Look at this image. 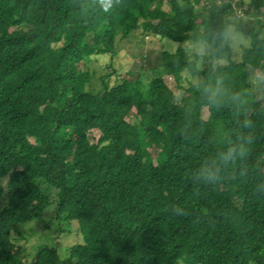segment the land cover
Here are the masks:
<instances>
[{"label": "trees", "instance_id": "trees-1", "mask_svg": "<svg viewBox=\"0 0 264 264\" xmlns=\"http://www.w3.org/2000/svg\"><path fill=\"white\" fill-rule=\"evenodd\" d=\"M249 11L264 0H120L111 15L96 0H0V264H26L13 233L50 205L83 240L65 258L39 246L29 264H264V97L249 75L264 73V29ZM229 23L250 39L239 59L214 42ZM140 30L178 46L153 75L111 70L92 91L91 60ZM198 40L224 66L198 67L186 51ZM187 71L198 81L184 85ZM217 76L219 107L203 93ZM242 134L246 157L216 186L193 183Z\"/></svg>", "mask_w": 264, "mask_h": 264}, {"label": "rangeland", "instance_id": "rangeland-1", "mask_svg": "<svg viewBox=\"0 0 264 264\" xmlns=\"http://www.w3.org/2000/svg\"><path fill=\"white\" fill-rule=\"evenodd\" d=\"M238 2V0H236ZM249 9L246 5L241 7ZM240 10L239 7H237ZM246 20L250 24H254L255 18H259L260 25L264 29V13L249 11L246 13ZM143 32L140 30L138 34H132L129 38L117 41V54L113 57L109 55L98 56L93 58L89 63L92 70L90 89L94 92L102 88V76L105 72L111 70L120 71L127 76V72L130 71L133 74L142 73L144 76H151L155 73V68L160 56L161 50L174 51L178 43L168 40L160 39L156 36H151L143 39L140 35ZM245 37L244 44L237 45L234 48V58L239 59L241 57L243 47L250 45L249 37ZM210 53V51H209ZM190 59L195 60L198 67L204 68L211 66V61L208 56L205 57L203 63H199L197 59L190 56ZM113 61L115 67H107V62ZM257 74L260 71H253L250 75V82L253 85L254 91L257 96L264 97V83L255 81ZM168 86L173 91L180 95L182 90L177 89L176 81L169 75L164 76ZM198 77L192 76L190 72L183 74V84L189 85V83H195L198 81ZM202 115L204 118L208 116V109L204 107L202 109ZM128 120L132 123L137 122L136 115L130 114ZM91 141H95L99 137V131L93 130L89 133ZM13 240L16 245L24 249L23 260L26 264L30 263L31 258L36 253L39 246H49L55 248L60 258H65L68 255L70 246L82 242L80 228L77 223L67 220L63 215L56 214L53 210V205H50L43 216L35 221L27 222L19 226L18 231L13 233ZM27 255V257H25Z\"/></svg>", "mask_w": 264, "mask_h": 264}, {"label": "clouds", "instance_id": "clouds-1", "mask_svg": "<svg viewBox=\"0 0 264 264\" xmlns=\"http://www.w3.org/2000/svg\"><path fill=\"white\" fill-rule=\"evenodd\" d=\"M99 4L100 10L107 15H111L112 10L120 0H96ZM215 41L219 42L220 48H233L237 45L244 44L245 37L239 32L234 23L227 24L216 35ZM189 56L197 59L199 63H203L205 57L209 56L210 44L206 40H198L195 43L189 45L186 49ZM226 57L217 55L211 61L213 68L224 66ZM255 81L264 83V73L257 74ZM224 80L222 77L217 76L214 83L211 81L203 86V93L208 97L211 104L219 107L225 102L226 89L224 88ZM232 102L240 101V94H232L228 97ZM245 127H251V122L245 120ZM253 143V137L251 135L242 134L238 135L235 143H232L225 152L221 153L218 161H205L191 176L193 183L203 184L205 186H216L221 181V168L226 167L229 164H234L237 160H243L249 150V147ZM174 216H187V211L178 210L176 207L170 209Z\"/></svg>", "mask_w": 264, "mask_h": 264}]
</instances>
